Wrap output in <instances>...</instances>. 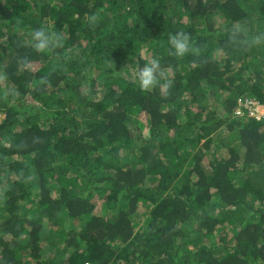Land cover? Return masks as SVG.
I'll return each mask as SVG.
<instances>
[{
    "label": "trees",
    "instance_id": "trees-1",
    "mask_svg": "<svg viewBox=\"0 0 264 264\" xmlns=\"http://www.w3.org/2000/svg\"><path fill=\"white\" fill-rule=\"evenodd\" d=\"M153 58L166 91L134 81ZM242 98L264 104V0H0V264H264Z\"/></svg>",
    "mask_w": 264,
    "mask_h": 264
},
{
    "label": "clouds",
    "instance_id": "clouds-1",
    "mask_svg": "<svg viewBox=\"0 0 264 264\" xmlns=\"http://www.w3.org/2000/svg\"><path fill=\"white\" fill-rule=\"evenodd\" d=\"M95 22L96 17L93 16L89 18V23ZM31 40L32 46L37 52H43L48 49H55L62 45V41L59 35L53 34L43 27L36 29L32 33ZM168 41L172 49L171 54L174 56L183 57L191 50L190 36L186 32L178 31L174 34H169ZM255 42L259 43L260 38H256ZM162 79L166 81L163 84H161ZM134 81L138 84L139 89L143 92H151L156 87H160L162 90L166 91L171 87V81L167 80L165 73L161 70V64L158 58H153L149 63H146L142 67H139L134 73ZM246 112L248 111L245 110L244 113Z\"/></svg>",
    "mask_w": 264,
    "mask_h": 264
},
{
    "label": "built area",
    "instance_id": "built-area-1",
    "mask_svg": "<svg viewBox=\"0 0 264 264\" xmlns=\"http://www.w3.org/2000/svg\"><path fill=\"white\" fill-rule=\"evenodd\" d=\"M239 104L240 105L235 112L236 115L244 114V111L247 110L249 115L257 119H260L264 116V105L259 103L257 100L244 98L240 99Z\"/></svg>",
    "mask_w": 264,
    "mask_h": 264
},
{
    "label": "rangeland",
    "instance_id": "rangeland-1",
    "mask_svg": "<svg viewBox=\"0 0 264 264\" xmlns=\"http://www.w3.org/2000/svg\"><path fill=\"white\" fill-rule=\"evenodd\" d=\"M2 117H3V115H2V116L0 115V120H1ZM99 208H100V207H99Z\"/></svg>",
    "mask_w": 264,
    "mask_h": 264
}]
</instances>
